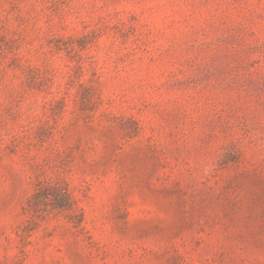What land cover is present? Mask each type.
I'll list each match as a JSON object with an SVG mask.
<instances>
[{
  "label": "rangeland",
  "instance_id": "1",
  "mask_svg": "<svg viewBox=\"0 0 264 264\" xmlns=\"http://www.w3.org/2000/svg\"><path fill=\"white\" fill-rule=\"evenodd\" d=\"M0 264H264V0H0Z\"/></svg>",
  "mask_w": 264,
  "mask_h": 264
}]
</instances>
